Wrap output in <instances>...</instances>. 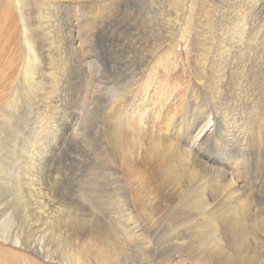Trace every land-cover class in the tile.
<instances>
[{
  "label": "bare ground",
  "instance_id": "1",
  "mask_svg": "<svg viewBox=\"0 0 264 264\" xmlns=\"http://www.w3.org/2000/svg\"><path fill=\"white\" fill-rule=\"evenodd\" d=\"M106 1L0 0V236L22 245L21 217L27 247L50 259L54 245L84 264L66 243L80 236L79 222L114 264H132L122 235L138 234L144 242L130 246L139 264H264V0H125L104 15ZM181 66L188 79L172 82ZM88 72L96 84L81 86L95 95L92 117L109 121L103 164L113 188L102 198L122 235L51 191L60 178L58 165L48 170L52 149L73 123L64 92ZM33 85L42 114L23 130L11 122ZM182 97L168 115L170 99ZM126 189L135 206L150 195L160 203L149 211L165 205L150 231L135 224Z\"/></svg>",
  "mask_w": 264,
  "mask_h": 264
},
{
  "label": "rangeland",
  "instance_id": "2",
  "mask_svg": "<svg viewBox=\"0 0 264 264\" xmlns=\"http://www.w3.org/2000/svg\"><path fill=\"white\" fill-rule=\"evenodd\" d=\"M118 1L120 5L117 4ZM115 3L117 5H115ZM103 4L104 3L101 4V2H97L96 6L101 8ZM104 5H106L105 7L108 6V8L102 7L103 13L104 15H106V14L111 13L108 10H113V11H117L118 9L120 10V8L125 5V0H107L106 4ZM94 48L92 49L94 50L92 52L93 54L96 55L97 51L99 52L103 49V46L101 44H98L94 46ZM21 55L23 57L24 53L21 52ZM97 61L99 60L97 59ZM100 63L101 62L99 61V65ZM86 64H87L86 66L87 71L89 70L92 71L93 68L92 70L89 68L92 67L93 63L87 62ZM44 71H45V68H43V66L39 68V71L37 72V75H36L37 81L41 80L40 78H43V74H45ZM187 71H188L187 67L181 66V68L178 70V74L173 75L171 77L172 79L170 80L172 82H175V81L180 82V81L187 80L188 79ZM89 72L87 73L86 76L79 77V78L76 77L75 79H73L71 85L68 86L64 92L65 94L64 99H66V101L68 100L66 102V106H67L66 109L70 111L72 110L70 116L69 114H67V116L69 117L67 119H69L73 123L71 126H68L66 128V130L63 133V138L61 140L58 139L61 143L58 142L57 145L53 147L52 149L53 153L50 156V161H49L50 165L48 164L49 166L48 170H50L49 172H51L54 169V167L58 165L57 168L60 171L58 172L59 173L58 176L60 177L59 181L57 183H50V182H53L51 177H49L48 179L50 180L49 183L52 184V187H51L52 193L55 195L56 199L57 198L60 199L59 201L62 203V205L60 206H62L63 208H66L64 205L67 204L68 206L75 208V210L79 208L83 212L91 214L92 218L96 219L94 220V222L98 220V222H100L99 224H102L106 226L107 228H110L112 232H114V234H116V231H117V233L122 235L123 234L121 231L122 229L120 227H118L119 228L118 229L116 227L117 225L114 223V220H112L111 218L110 210L112 208L111 206L112 204H110L108 200H105L102 198V196L105 193L112 191V188H113L112 187L113 176L111 174V171L107 170L106 166L103 164V162H106V152L103 149V146L105 145V140H103V130L104 129L102 128H106L109 125L108 124L109 121L103 117L96 121L95 116L92 117L94 115V112H92V110H94L95 108L94 106V96L95 95L92 92H90V90L92 91V88L95 86L96 79L93 73H89ZM3 74H9L8 70H6L5 73ZM83 80L88 82V84L90 85L89 86L90 90L86 92H84L85 89H83V86H81V84L83 85L84 83ZM25 81L27 82V84H29V86H32L31 82H29L28 80H25ZM91 81L93 82V84ZM35 90L36 89L33 85V87L30 88V90L28 91V93L30 94H28V96L26 97L27 99L20 98L17 111L15 112V115L12 118L13 121L11 122V124L17 122V124L21 126L23 130H25L28 127L34 126L37 123L38 116L42 114V111L40 110L43 104L42 100L39 99L38 101L37 99V103H35L34 100L31 99L32 97L36 95ZM83 98H86L88 100L86 103L87 106L82 105V103H84L82 102V100H84ZM176 103L184 104L185 99L183 97L179 98L177 101H176V98L172 100L170 99V103L167 104L169 108L166 111L168 115L174 112ZM37 104L39 105V107ZM89 106L90 107L92 106V108L90 109ZM74 113L76 114L74 115ZM56 116H60V115L57 113ZM72 116L75 118V120L74 118L73 120H71ZM98 121L100 124L96 125ZM83 131H84V134H83ZM82 140H85L86 141L85 144L87 143L88 144L83 145L84 143L81 142ZM81 146L85 147V149L81 150ZM72 148H74L75 150ZM66 151H68L70 156H77L78 153L80 156V153H83V157L78 156L79 160L75 161L74 164L73 162L71 164V162L69 161L66 163V159H67L66 157L68 156V153ZM103 152L105 154H103ZM62 157H64L63 160H62ZM60 163H61V166L59 165ZM130 193L131 191L126 189V198L129 199L128 201L129 206L133 210L132 215L135 219L134 221L135 224L137 225L143 224V226H146V228L149 229L150 231L152 223L155 221L156 222L159 221L160 223L164 215L166 214L167 209L165 205L164 204L158 205L156 211L153 205L152 208L155 212L154 213L152 211H149L147 207L153 203L155 204L160 203L159 198L158 199L153 198V196L150 195L149 196L150 199H148L147 202L138 204L135 206L131 201ZM133 193L134 194L136 193L135 195L137 196V198L141 194L139 191L136 192V190H134ZM141 206L143 207L142 209L144 212L143 214L141 213V210L139 209V207ZM14 218H15L14 220L17 221L16 222L17 226L21 225V222H22L21 229L19 230V233L21 234L20 241L22 245H16L14 242L3 240L2 237L0 236V254H1L0 258L5 260L4 263L6 264H70L66 260V258L64 259V257L61 255L59 251L55 250L54 245H50V247H48L49 250L47 252L49 253L51 257L50 259L38 253L35 249L33 248L31 249L30 247H27L26 244L28 242L27 241L28 237H27L26 231H24L23 229L25 226V223L21 217L15 216ZM10 220H13V219H10ZM102 221H105V222H102ZM72 227L80 234V236L79 237L75 236L73 239H66V243L68 247L71 248L72 250L81 252L84 264H114L113 262L109 261L108 258L105 261H103V258L100 257V255L102 256L106 255V253H108L109 248H105L100 243L99 238L93 232L88 233L87 236H85L84 234H81V231L87 229L88 226L86 224L78 222ZM163 227H165V224ZM122 236L126 243V250L124 248V251L126 252L128 259L131 261L132 264H136V263L139 264L138 257L136 256L137 253H135L134 249L132 252L130 244L131 242H136V245H140L144 242L143 240L144 238L142 239V236L138 234L137 236L134 237L133 241H129L124 235ZM141 256H142V251L139 248V257Z\"/></svg>",
  "mask_w": 264,
  "mask_h": 264
}]
</instances>
